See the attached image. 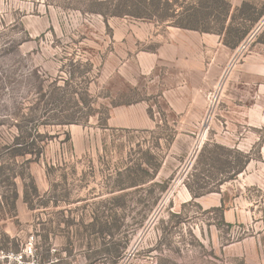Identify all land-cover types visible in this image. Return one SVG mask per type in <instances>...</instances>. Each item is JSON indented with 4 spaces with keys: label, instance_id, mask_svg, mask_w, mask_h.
I'll return each instance as SVG.
<instances>
[{
    "label": "rangeland",
    "instance_id": "rangeland-1",
    "mask_svg": "<svg viewBox=\"0 0 264 264\" xmlns=\"http://www.w3.org/2000/svg\"><path fill=\"white\" fill-rule=\"evenodd\" d=\"M88 7L86 0H0V194L9 196L5 178L21 172L39 193L16 179V216L0 210V249L20 251L32 236L36 254L26 264H264V186L247 185L253 171L264 185V84L225 87L264 29L255 33L257 24L233 50L205 115L182 119L115 73V28L169 25L103 18ZM140 99L153 129L108 126L116 106ZM28 135L42 152L24 164L32 157L10 158L7 147ZM239 153L251 165L230 181V169L200 164L208 157L237 164ZM186 183L203 195L192 198ZM212 188L220 193H205ZM240 206L248 215L227 221L225 211Z\"/></svg>",
    "mask_w": 264,
    "mask_h": 264
},
{
    "label": "crops",
    "instance_id": "crops-1",
    "mask_svg": "<svg viewBox=\"0 0 264 264\" xmlns=\"http://www.w3.org/2000/svg\"><path fill=\"white\" fill-rule=\"evenodd\" d=\"M228 1L235 8L244 0ZM263 29L264 23L259 33ZM112 40L117 76L125 79L128 87L141 92V95L166 103L182 119L199 120L205 115L208 96L217 87L218 80L233 56V50L224 46L221 38L216 35L171 26L159 27L156 23L139 22L128 25L123 30L115 28ZM149 44H152L149 49H138L141 45ZM254 50L253 54L247 55L243 63L239 64L234 75L233 72L229 74L228 79L233 77L234 82L227 81L225 87L245 84L247 87L250 81L264 84V44L257 43ZM238 103L241 109L246 98L238 97ZM148 109L146 99L134 101L127 106H116L111 112L108 126L151 130L154 122ZM250 165L248 163L246 170ZM251 173L248 175L250 181L247 185L264 186L256 176V171ZM243 183L246 184V180ZM235 209L231 207L225 211V216L230 219L227 218V221L240 219L244 217L243 213L248 215L241 206Z\"/></svg>",
    "mask_w": 264,
    "mask_h": 264
},
{
    "label": "trees",
    "instance_id": "trees-1",
    "mask_svg": "<svg viewBox=\"0 0 264 264\" xmlns=\"http://www.w3.org/2000/svg\"><path fill=\"white\" fill-rule=\"evenodd\" d=\"M85 1V0H84ZM89 7L86 12L107 17H130L136 20H148L160 23H167L171 27L182 30H191L201 33H213L221 37L224 46L231 50L237 47L246 39L250 32L259 23L264 15V4L259 9L256 6V0H244L240 6L233 8L228 0H86ZM257 42L264 44V31L258 36ZM91 66V65H90ZM150 114V112H149ZM92 115V114H89ZM106 119L101 121V127H106ZM223 150L222 147H218ZM7 154L11 158L32 157L33 160L26 159L24 164L39 159L42 147L38 146L35 141L28 136L15 137L13 143L7 147ZM242 160H237V164L230 163L227 160H220V157H208L201 159V165L209 167L217 173H222L226 168L230 169L233 174L228 180H233L237 175L242 173L250 161L248 155L239 153ZM203 157V152L199 158ZM148 166L149 162H145ZM3 173L0 166V175ZM147 173V171L145 172ZM4 175V174H3ZM197 174L191 177L198 180ZM27 179L31 186L30 194L39 197L38 189L33 177L26 173L10 174L5 178L10 182L9 196L0 194V210L8 208L10 214L16 216V201L18 191L16 179ZM227 181V180H225ZM221 185L222 182H219ZM192 198H198L203 192H198L193 185L186 183ZM197 185V184H195ZM205 193H220L217 188H212ZM28 187L24 184V202L30 208ZM222 210V208H220ZM219 210V208H218Z\"/></svg>",
    "mask_w": 264,
    "mask_h": 264
},
{
    "label": "built area",
    "instance_id": "built-area-1",
    "mask_svg": "<svg viewBox=\"0 0 264 264\" xmlns=\"http://www.w3.org/2000/svg\"><path fill=\"white\" fill-rule=\"evenodd\" d=\"M264 23V15L258 23V28L255 29V33L261 28ZM254 34V33H253ZM252 34V35H253ZM36 254L34 237H30L25 243L24 247L20 251H10L0 249V264H26L27 259H34Z\"/></svg>",
    "mask_w": 264,
    "mask_h": 264
}]
</instances>
